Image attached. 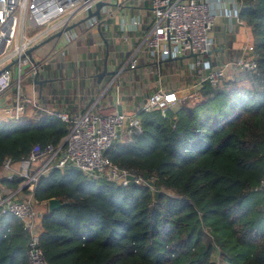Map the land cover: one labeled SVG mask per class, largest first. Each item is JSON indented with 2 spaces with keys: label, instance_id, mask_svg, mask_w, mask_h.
<instances>
[{
  "label": "trees",
  "instance_id": "1",
  "mask_svg": "<svg viewBox=\"0 0 264 264\" xmlns=\"http://www.w3.org/2000/svg\"><path fill=\"white\" fill-rule=\"evenodd\" d=\"M241 17L256 41L257 71L233 88L205 83L198 103L165 116L139 114L143 133L105 153L122 169L154 176L162 191L95 181L75 169L41 180L36 201L65 203L40 220L49 264H264V193L255 191L264 180V0H245ZM222 97L232 113L218 118ZM67 134L57 119L0 122V166L35 146L57 148ZM209 229L227 230L235 246ZM27 243L20 221L0 215V264H30Z\"/></svg>",
  "mask_w": 264,
  "mask_h": 264
},
{
  "label": "built area",
  "instance_id": "2",
  "mask_svg": "<svg viewBox=\"0 0 264 264\" xmlns=\"http://www.w3.org/2000/svg\"><path fill=\"white\" fill-rule=\"evenodd\" d=\"M146 1L116 0L102 7L99 18H89L90 12H96L97 6L105 0H0V98L8 93L12 95L10 104L0 111V122L18 124L28 117L35 122L57 119L66 124L68 130L57 148L35 146L27 157L20 161L6 158L0 166V215H12L23 225L28 236L30 264H49L41 247L40 220L49 213L50 200H35V191L43 178L56 170L75 169L95 181H107L123 188L135 185L156 194L162 190L156 187L154 176L144 177L142 173L122 169L105 153L113 145H127L143 133L139 114L159 111L165 116L177 106L198 103L205 83L218 88L257 71L254 45L249 43L232 56L228 43L224 42V49H221L220 41L213 36L221 22H225L228 34L241 28L252 33L241 17L245 0H149L146 18L122 13L127 3L138 10ZM110 19H114L117 32ZM75 24H83L85 32L96 28L103 30V40L113 47L108 55H103L109 78L106 85H102L103 81L99 84L103 94L91 99L86 110L78 116H72L67 111L68 106L63 111L52 110L46 104L45 107L39 98L48 93L43 91L44 85L36 88L45 66L55 68L71 62L68 46L77 36L73 29L70 30L72 35L66 30ZM34 30L36 32L30 34ZM59 33L62 35L48 42ZM132 35L139 41L137 46L129 45ZM120 41L128 48L116 51L114 48ZM50 42L55 44L45 51L44 47ZM218 48L222 51L219 52L220 60L216 56ZM36 51L39 57H34ZM118 54L124 55L123 60H115L117 64L111 67L108 58ZM84 60L94 61L91 56L87 59L80 56L75 63L78 70H82ZM173 64H180L177 68H184L192 77L197 74L200 82L191 83L183 90L166 89L163 83L174 74ZM25 67L28 69L23 73ZM138 73L146 82L138 79ZM99 74L94 68L92 75L72 76L73 96L83 102L81 83L94 79L96 84ZM151 79H156L159 85L146 96L151 91L148 82ZM28 81L34 87L32 94L25 93L22 87ZM130 88L132 97L137 91L148 97L134 111L122 103ZM109 91H113V107L107 109L102 100ZM55 96L62 98L58 92L52 94V105L58 101ZM40 112L42 116L33 118ZM6 182H17V187H10ZM255 191L264 193V180Z\"/></svg>",
  "mask_w": 264,
  "mask_h": 264
},
{
  "label": "crops",
  "instance_id": "3",
  "mask_svg": "<svg viewBox=\"0 0 264 264\" xmlns=\"http://www.w3.org/2000/svg\"><path fill=\"white\" fill-rule=\"evenodd\" d=\"M150 4L151 3L148 0V1L145 2L144 6L141 7V9L136 10V9H134V7H127V8H124L122 13L123 12L127 13V14L130 13L133 16H140L142 18H146L147 14H148V11H149V9H147V7L150 8ZM112 26H113V24H112ZM113 29L116 30L114 26H113ZM100 31H101V36H102V39H103V30H100ZM115 35H116V37H118L117 33ZM251 35H252V33L250 32V30H247L246 28L238 29L234 34H228L227 33V27L225 26V22H221L217 26V28L214 29V32H213V36H216L217 37L216 39L220 41V44H221V47H222L221 49H224V42L228 43V46L233 51V52H231L232 56L235 55V54H238L239 52H241L242 49L247 44L250 43ZM106 42H108V41L103 40V44H98L99 52L101 54V58H97V59L100 60V62L104 61L105 63H106V57H103V55L105 56L104 52L106 50H107V52L113 50V47L111 46L110 43H108V48H107ZM124 44L125 43H123L121 45L118 42L114 49L116 51H120L122 49V47L128 48ZM138 44H139V41H137V38H134V35H132V39L130 40L129 45L137 46ZM217 50H218V52H217L216 56H218V60H220L221 57H219V55H220L219 52H222V51L219 48ZM234 52H235V54H234ZM69 53H70V45L68 46V57L71 59V56H69ZM80 56H83V55H80ZM37 57H39V53H38ZM86 57H89V55H87ZM85 63H90V62L86 61V60H84V62H82V70H79L81 72L82 76H85V74L86 75H92V73L94 72V68L96 69V72L99 71L100 73L103 72L102 70H104V68H105V64L101 68H97L95 65L89 66V64H87V65H85V67H83V65ZM71 64H72L71 62H67V65L64 64L63 71L65 72V74L67 72H69V69H70L69 66ZM116 64L117 63H116L115 60H114V62H110L109 63V65H111V67L115 66ZM176 65H178V67H180V64H176ZM60 66H62V65H58L55 68L54 67H51V68L53 70L59 72L60 71V68H59ZM171 66L173 67L174 65H171ZM230 72H233V70H230ZM67 75L68 74H66L65 78H60L59 77L60 74H59V76L57 77V80H56L57 81L56 84H55L56 86L54 88L44 89V87H43V91L44 92L47 91L48 94L46 96L45 95L41 96V99L39 98V100L41 101L42 105H44L45 107H47L46 105H49L50 107H48V108H50L52 110L55 109L57 111H63L65 106H68L67 111L72 116H78V115H80L82 112H84L86 110V108L88 106V102L91 99L94 100V99H96L98 97V95H101L100 94L101 86H99L98 82H96V84H95V80L94 79H89L88 82H82L81 83V90H82V93H83L84 97H83V102H81L79 99H77L76 97L73 96L74 86L72 84L71 78L69 76H67ZM190 75L191 74H188L187 72H185L184 68H180L178 72H174V74L171 76V78L169 80H165V82L163 84L166 87V89L183 90V89H186L188 87V85H190L191 83H199L200 82V77H198L197 74H193V77L190 76ZM136 76H138V79H140V78H141V80L144 79V81L146 82V79L144 77L142 78V76L139 73L136 74ZM65 80H66V86L64 87V81ZM40 81H42V80H40ZM29 82L30 81H28L27 83H29ZM44 82L45 83H50V81H48V80H46ZM148 82H149V87L151 88V91L149 92L150 94L146 93V96L151 95V93L153 91H155L158 88V85H159V84H157L156 79L148 80ZM38 86L39 85L37 84L36 88H38ZM33 90H34V87L32 86L30 94L33 93ZM57 92L59 93V95L62 96V98H58V97L55 96L54 98L56 100H58L57 101L58 104L56 103L57 105L56 104L52 105V103H53L52 94H55ZM128 93H129L128 97H126V99L124 98L125 99V106H129L128 108L131 111H134L135 108L139 107V105L137 103V100L139 99V96L142 98L141 99L142 103H144L146 101V99L148 98V97H146L144 95H141V93H139V91L135 92V94L133 93L134 97H132L133 96L132 95V88H130V91H128ZM35 95L38 96V94H35ZM5 97H6L5 100H3L4 104L2 106H0V111H1L2 108H5L6 106H8L10 104V102H11L12 95L10 93L5 95ZM109 97H110L111 102H112L113 101V93H111ZM105 98L106 97H104L103 100H102L103 103H104V107L107 108V109H110L111 108L110 107V103H106V101H104ZM61 103H64L65 105H61ZM41 113L43 114V112H40L36 116H34L33 118L36 119L38 116H42ZM30 118L31 117H28V118L24 119L23 122L30 121ZM1 120H2V118L0 117V121Z\"/></svg>",
  "mask_w": 264,
  "mask_h": 264
},
{
  "label": "rangeland",
  "instance_id": "4",
  "mask_svg": "<svg viewBox=\"0 0 264 264\" xmlns=\"http://www.w3.org/2000/svg\"><path fill=\"white\" fill-rule=\"evenodd\" d=\"M127 1V0H125ZM116 2V0H105V3H108V4H114ZM131 5L129 3H127L125 5V7H130ZM147 9H150L147 7ZM111 24H114L113 26L115 27L116 31H117V25L114 23V19H110L109 20ZM85 26L83 24L81 25H78L76 26L72 31L74 33L75 36H77V39L76 40H73L71 45H70V53H69V56H71V65L69 66V72H67L66 74H68L67 76H69L70 78L73 76V78H81V72L75 67V62L79 59L80 55H83V58L84 59H87V55L91 56L94 60L93 63H85L83 65V67H85V65L89 64V66L91 65H95L97 68H101L102 66H104L105 62L102 61L100 62L99 59L97 58H101V54L99 52V47H98V44H103V39H102V36H101V31L99 29H93L91 31H87L85 32ZM34 32H36L35 30L34 31H30V34H33ZM69 35H72V32L69 31ZM121 45L123 44L121 41L119 42ZM250 43L252 45H256V41L254 39V36L251 35V39H250ZM55 44V42H50L49 44H47V46L44 47L45 51H47L49 49V47L53 46ZM105 56L107 54V50L104 52ZM38 56V52H34V57H37ZM96 57V58H95ZM124 58V55L123 54H118L116 55L115 58H108V63L110 62H114V60L116 61H119V60H123ZM174 66V69H175V72H178L179 69L177 68V66L175 64H173ZM60 71L57 72L55 70H53L51 68V66H45V69H44V72H43V75H41V80L42 81H50V83H45L44 84V89H51V88H54L56 85V80H57V77L59 76L60 74V78H65L66 77V74L65 72L63 71V66H60ZM104 68V67H103ZM27 69L28 68H23V73H26L27 72ZM109 81V78L108 77H105V79L103 80L102 82V85H106ZM238 85H241V83H236L235 81L232 82V83H229L228 84V87L227 88H233L235 86H238ZM22 87L24 89V92L25 93H29L31 92V82L27 83V82H24L22 84ZM223 87V86H222ZM104 91L100 92V94L102 95ZM113 91H109L106 98L104 99V101H106V103H110V107L112 108L113 107V103L111 102V99H110V94L112 93ZM5 95L1 96L0 98V106H2L4 103H3V100H5ZM141 97L139 96V99L137 100V103L139 105V107L143 104L142 101H141ZM122 103L125 105V99L122 98ZM129 103V102H128ZM120 111H122V109H120ZM232 113L231 111V107H230V103L228 102V100L225 98V97H222L221 98V101L217 102L214 106V115L218 118H222V117H226V116H230ZM198 114H199V117H203V109H199L198 110ZM169 116H174V114L172 112L169 113ZM211 230L212 234L215 236V237H218V239L225 243L226 247L229 248V247H233L235 246V243L234 241H231V238H230V233L227 231V230H224V229H221L220 231H213L212 229H209ZM227 233L228 236H227V239L226 240V237H222L223 234ZM228 254H230V252L228 251ZM215 261L217 264H223L221 263V261L219 260L218 261V258H215Z\"/></svg>",
  "mask_w": 264,
  "mask_h": 264
},
{
  "label": "water",
  "instance_id": "5",
  "mask_svg": "<svg viewBox=\"0 0 264 264\" xmlns=\"http://www.w3.org/2000/svg\"><path fill=\"white\" fill-rule=\"evenodd\" d=\"M106 5H107V3H100L97 6V11L96 12H94V13L93 12H90L89 18H92L94 16H97L99 18L101 16V9H102V7H104ZM76 26H78V24H75V25L69 27L66 31H70V30L74 29ZM61 35H62V33H59L58 35L50 38L48 40V42L51 41V40H53L55 37H58V36H61ZM106 45H107V48H108V42H106ZM35 49L36 48L30 50L28 52V55H31L32 52ZM107 55H108V52H107ZM192 57H196V55L195 54H192ZM107 74H108L107 67H105L104 70H103V72L98 75V83L99 84L103 81V79L107 76ZM37 84L42 88L43 85L45 84V82L44 81H37ZM63 207H65V203H62V201L59 200V199H52V200L49 201V213L50 214H53V213L59 211Z\"/></svg>",
  "mask_w": 264,
  "mask_h": 264
}]
</instances>
